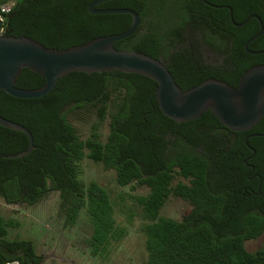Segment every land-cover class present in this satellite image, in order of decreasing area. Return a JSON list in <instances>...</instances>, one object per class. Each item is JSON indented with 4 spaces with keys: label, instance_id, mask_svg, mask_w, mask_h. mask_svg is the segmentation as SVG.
I'll list each match as a JSON object with an SVG mask.
<instances>
[{
    "label": "trees",
    "instance_id": "trees-1",
    "mask_svg": "<svg viewBox=\"0 0 264 264\" xmlns=\"http://www.w3.org/2000/svg\"><path fill=\"white\" fill-rule=\"evenodd\" d=\"M10 1L16 5L4 15L0 37L3 28L5 37H28L47 49L67 50L119 35L133 23L128 14L93 15L89 7L96 0H0V6ZM225 6L237 24L254 14L264 23L262 0H112L97 8L136 11L138 31L114 48L156 60L152 37L169 36L174 18L201 17L202 42L224 60L213 69L201 61V71L191 73L175 69L186 63L183 50L168 53L167 68L186 92L210 79L237 88L249 69L264 65V54L250 55L245 49L259 33V21L236 27ZM151 17L158 18L155 25L168 27L149 32ZM249 49L264 51V33ZM45 84L41 75L25 68L16 86L36 90ZM157 88L149 77L114 70L72 72L38 99L0 91V115L25 126L36 146L18 157L30 149L28 136L0 125V198L8 206L31 207L58 192L64 226L74 227L86 212L93 225L90 243L98 251L125 233L109 191L83 179V162L89 159L114 171L120 187L148 189L134 199L148 221L142 231L149 264H264V245L254 253L246 247L264 236V119L247 132H233L211 110L178 123L160 109ZM171 196L192 206L181 220L161 216ZM17 226L0 215V264H41L34 241L9 238Z\"/></svg>",
    "mask_w": 264,
    "mask_h": 264
},
{
    "label": "water",
    "instance_id": "water-1",
    "mask_svg": "<svg viewBox=\"0 0 264 264\" xmlns=\"http://www.w3.org/2000/svg\"><path fill=\"white\" fill-rule=\"evenodd\" d=\"M112 0H96L89 11L93 15L128 14L133 17L130 29L119 35L100 37L89 43L67 50L47 49L28 37H0V91L19 99H38L49 95L59 81L72 72L87 74L113 72L140 74L158 83L157 100L162 112L178 123L190 122L212 111L220 122L233 132H247L264 119V65L249 69L241 78L237 88L219 80H206L200 85L184 92L175 82L169 69L160 60L137 53L118 51L116 42L132 37L139 29L140 15L127 8L98 9L97 7ZM251 19L259 21V33L250 39L245 49L250 55H263L264 51H251V43L264 33V23L258 15ZM30 69L41 75L46 84L36 90L17 88L16 83L23 69ZM0 125L25 133L30 140V149L18 157H24L36 149L33 134L23 125L5 119L0 115ZM250 136L249 138L253 137ZM260 136V135H258ZM248 138V139H249ZM248 139L246 144H248ZM256 153V151L251 148ZM247 164V161L245 162Z\"/></svg>",
    "mask_w": 264,
    "mask_h": 264
},
{
    "label": "rangeland",
    "instance_id": "rangeland-1",
    "mask_svg": "<svg viewBox=\"0 0 264 264\" xmlns=\"http://www.w3.org/2000/svg\"><path fill=\"white\" fill-rule=\"evenodd\" d=\"M108 133V127H104V140ZM83 179L98 182L117 202L119 229L125 233L121 240H114L96 251L90 243L93 225L86 212L81 214L74 227L64 226V218L59 216L58 192L51 193L40 204L31 207L8 206L0 198V215L18 224L9 230V238L34 241L38 254L43 257L42 264H149L146 237L142 231L148 221L134 199L138 195H146L148 189L120 187L114 171H108L103 165L89 159L83 162ZM191 209L187 201L171 196L161 216L181 220ZM263 245L264 236L248 242L246 247L254 253Z\"/></svg>",
    "mask_w": 264,
    "mask_h": 264
},
{
    "label": "flooded vegetation",
    "instance_id": "flooded-vegetation-1",
    "mask_svg": "<svg viewBox=\"0 0 264 264\" xmlns=\"http://www.w3.org/2000/svg\"><path fill=\"white\" fill-rule=\"evenodd\" d=\"M262 4L264 7V0H262ZM227 8L231 9L230 7ZM157 19L158 18L155 17L150 18L151 22ZM171 24L173 26L170 28L171 34H169V36L158 34V36L152 37L153 42L151 49L159 56L160 61L163 62L166 67L171 64V60L168 59L166 61L165 56H167L168 53L173 55L179 50L185 52L183 56L186 63L182 66H175L176 70L195 73V71H201V67L199 66L201 61L211 69L216 68L222 63L224 55L212 50L201 40V30L204 27L201 22V17L192 16L188 21H185V18H174ZM166 27H168V25H155L153 22V24H149L147 30L151 33H155ZM177 42L178 45L176 48H172L170 51L167 50L172 44ZM198 76L203 77L201 74H198ZM207 76L208 74H205V77Z\"/></svg>",
    "mask_w": 264,
    "mask_h": 264
},
{
    "label": "built area",
    "instance_id": "built-area-1",
    "mask_svg": "<svg viewBox=\"0 0 264 264\" xmlns=\"http://www.w3.org/2000/svg\"><path fill=\"white\" fill-rule=\"evenodd\" d=\"M15 5H16L15 1H10V2L5 3V4L0 6V24L4 25V23H5L4 15L10 13L12 11V9L15 7ZM1 32H2L1 36H3V33H4L3 28L1 30ZM6 264H21V263L19 261H12V262H8Z\"/></svg>",
    "mask_w": 264,
    "mask_h": 264
}]
</instances>
